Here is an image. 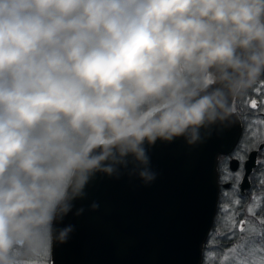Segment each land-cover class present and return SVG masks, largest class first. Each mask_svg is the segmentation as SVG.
<instances>
[{
    "label": "clouds",
    "instance_id": "clouds-1",
    "mask_svg": "<svg viewBox=\"0 0 264 264\" xmlns=\"http://www.w3.org/2000/svg\"><path fill=\"white\" fill-rule=\"evenodd\" d=\"M262 78L264 0H0V264L50 256L97 173L154 180L146 146L227 128Z\"/></svg>",
    "mask_w": 264,
    "mask_h": 264
},
{
    "label": "water",
    "instance_id": "water-1",
    "mask_svg": "<svg viewBox=\"0 0 264 264\" xmlns=\"http://www.w3.org/2000/svg\"><path fill=\"white\" fill-rule=\"evenodd\" d=\"M233 120L194 145L178 137L146 146L155 174L150 182L132 165L116 175L97 173L56 224L72 231L54 244L50 264H202L219 200L218 159L241 136L236 115ZM256 153L248 156L243 182ZM236 166L231 161L230 168Z\"/></svg>",
    "mask_w": 264,
    "mask_h": 264
},
{
    "label": "rangeland",
    "instance_id": "rangeland-1",
    "mask_svg": "<svg viewBox=\"0 0 264 264\" xmlns=\"http://www.w3.org/2000/svg\"><path fill=\"white\" fill-rule=\"evenodd\" d=\"M256 92L258 94H260L261 92L264 93V89L262 87L261 89L258 88ZM261 102H259L260 106H261ZM258 112L264 114V110H262L261 107ZM252 114L256 117V118H250L252 119V121H250L251 123L249 122V127L251 125L250 137L253 140L258 137V136L256 137V134L258 135L264 134V125L253 123L254 121L260 120L262 118H260L259 116L257 117V115H255L253 112ZM240 147L242 148L241 145ZM249 147L252 148V145ZM251 148L247 150H250ZM217 171H218V166H217ZM256 194L257 196H259L260 190L259 193ZM249 200L250 202L244 204L242 208H238L240 207V204H238L232 207L231 206L228 207L227 213L222 212L221 219L217 221L216 223L217 226L214 227L213 232L211 233L210 237H208V240L205 244L203 250L202 264H239V260L241 259L248 261H256V262H259V260L264 259V248H260V247H257L254 250H250L247 254L243 256L240 255L239 251H237L236 253H232L229 251L232 244L237 242L235 237L229 239L228 238L229 235L233 231H236L237 236L240 235L238 221L246 220V219L248 221H251V223H248L246 225L245 228L246 233L249 232V230L251 229H255L256 231H259L260 226L258 223H256V221H259V219L262 216H264V210H258L255 216H251L247 212V208L252 203V196H250ZM222 242H226V244L229 245L222 246L221 245ZM35 264H50V256L45 255L40 257L35 262Z\"/></svg>",
    "mask_w": 264,
    "mask_h": 264
},
{
    "label": "snow or ice",
    "instance_id": "snow-or-ice-1",
    "mask_svg": "<svg viewBox=\"0 0 264 264\" xmlns=\"http://www.w3.org/2000/svg\"><path fill=\"white\" fill-rule=\"evenodd\" d=\"M252 108H257V102L252 100L251 102ZM261 108L264 110V101L261 102ZM253 123L264 125V119L256 120ZM251 128V125H250ZM252 149L257 151V159L254 161L255 167L253 170L249 171L247 179L249 181L250 187H254L256 185L260 188V195L257 196L255 192L252 195V203L248 206L247 212L251 216H255L258 210H264V134L259 135L253 145ZM233 157L237 160L238 168L236 172L228 174L224 173L222 175V179L225 183L234 180L235 183L232 184L231 189H226L224 195H227L229 191L238 192L240 185L243 183L245 178V172L248 171L245 169L246 156L243 154L234 153ZM255 182V184H254ZM237 205L239 204V200L235 202ZM222 212L227 213L228 209L222 206ZM239 223V233L237 236L236 231H233L229 235V239L236 238V243L232 244L229 251L232 253H236L239 251L240 255L243 256L247 254L250 250H254L257 247L264 248V216H262L259 221L256 223L259 224V231L255 229L249 230V232H245L246 225L251 223V221L241 220ZM239 264H264V259L256 261H248V260H239Z\"/></svg>",
    "mask_w": 264,
    "mask_h": 264
},
{
    "label": "flooded vegetation",
    "instance_id": "flooded-vegetation-1",
    "mask_svg": "<svg viewBox=\"0 0 264 264\" xmlns=\"http://www.w3.org/2000/svg\"><path fill=\"white\" fill-rule=\"evenodd\" d=\"M261 87L264 89V78L260 79L247 92L246 95H244V96H242V97H240L234 101V104L236 107V116H237V119H238L240 127H241V136H240L238 143L234 147V149L230 153H228L227 155L220 156L218 159L219 200H218V206H217V213L215 215V219H214V223H213V227H212V230L210 232V235L213 232L214 227L217 226L216 225L217 221L221 219L222 206L225 208H228L230 206L231 207L235 206V205H237L235 202L237 200H239L240 207H238V208H242L244 204L250 202L249 198H250V196L253 195V192L259 193V190H260L259 186L256 185L254 187H250L249 181H248V179H246V181L243 182L242 184L247 185L248 186L247 188L245 186L241 187V185H242L241 184L238 192L229 191L227 193V195H224L225 190L231 189L232 184L235 183V181L232 180V181H229L228 183H225L224 180L222 179V175L224 173L231 174V173L236 172V170L238 168V163H237V166L234 170H232L230 168L231 161L236 160L233 157L234 153L243 154L244 156H246V161H247L249 154L253 151H256V150H253L251 147H249V146L253 145V143H254L253 141L255 140V139L252 140V138L250 137L251 128L249 127V122L252 121V119H250V118H256L252 114V112L255 115H257V117L259 116L260 118L264 119V114L258 112L260 110V107H261L259 102H261V100L262 101L264 100V93L261 92L260 94H258L256 92V90L258 88L261 89ZM252 100H255L257 102V108L251 107L250 102ZM257 136H259V135L256 134V137ZM240 145L242 146V148L240 147ZM249 148H251V149L247 150ZM256 159H257V153H256L255 160ZM255 167H258V166L254 165V167L251 170H253ZM245 175H246V172H245ZM254 184H255V182H254ZM243 215H244V213H243ZM210 235H209V237H210Z\"/></svg>",
    "mask_w": 264,
    "mask_h": 264
},
{
    "label": "trees",
    "instance_id": "trees-1",
    "mask_svg": "<svg viewBox=\"0 0 264 264\" xmlns=\"http://www.w3.org/2000/svg\"><path fill=\"white\" fill-rule=\"evenodd\" d=\"M221 245H222V246H227V245H229V244H226V242H222Z\"/></svg>",
    "mask_w": 264,
    "mask_h": 264
}]
</instances>
